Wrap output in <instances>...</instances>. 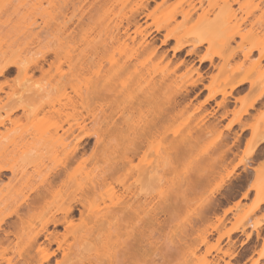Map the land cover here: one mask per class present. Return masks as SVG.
Returning a JSON list of instances; mask_svg holds the SVG:
<instances>
[{"label": "rangeland", "instance_id": "rangeland-1", "mask_svg": "<svg viewBox=\"0 0 264 264\" xmlns=\"http://www.w3.org/2000/svg\"><path fill=\"white\" fill-rule=\"evenodd\" d=\"M160 1L149 3L148 10H156L139 20L140 33L131 26L115 39L114 27H125L141 0H0V69L8 66L0 75V157L10 167L0 172V234L17 220L11 215L7 224L2 221L14 201L24 198L50 172L63 169L66 148L73 147L75 137L88 136L85 147L45 198L25 214L26 228H39L44 216L58 214L66 198L86 192L89 178L106 170L127 141L134 139L139 121L154 113L151 106L129 108V102L136 103L147 86L159 79L161 66L168 74V100L179 88L190 91L197 69L204 86L201 83L191 90L182 102L185 105L170 113L163 180L158 178L160 137L145 148L149 153L145 162L149 159L148 165L159 174L155 172L147 185L137 183L133 188L141 193L146 190L154 208L132 219L138 238L136 264H264V0L242 7L238 17L248 18L240 29L243 35L229 42L227 29L222 33L228 36L219 33L221 28L209 33L205 23L197 21L203 9L209 8L208 17H214L218 10H214V0H193L196 12L186 22L180 15L171 19V14L188 8L190 0H166L158 5ZM233 7L238 9L239 4ZM152 22L166 26L177 39L161 44L167 29L153 32L145 37L152 45L131 56L144 40L142 28ZM249 29L253 32L244 35ZM201 30L207 33L199 38L207 42L197 55L212 54L215 66L200 63L197 55L186 56L185 51L178 58L173 54L175 45L192 40L189 33ZM234 50L240 52L218 69L216 64L221 66ZM249 50L252 53L244 59L241 54ZM41 55L46 56L41 62L43 72L32 64ZM67 55L74 63V78L68 71ZM160 56H164L162 61ZM180 58L186 65L174 69ZM60 71L67 73L69 81L60 78ZM242 78L247 81L231 90ZM106 79L109 84L105 83L104 90L89 95L82 107L79 102L88 95V88L91 91L92 84ZM262 90L263 95L256 98ZM212 92L218 93L207 99ZM223 99L225 107L218 106ZM17 103L25 112L15 110ZM123 107L129 109L122 111ZM78 122L84 128L76 130L74 138L58 139L69 124ZM145 162L132 159L117 178L133 183ZM120 192L114 182L103 185L99 208ZM137 199L141 201L143 194ZM210 204L215 209L206 214ZM72 224L80 226L81 220L77 217ZM144 228L147 236L141 238ZM119 231L123 235V225Z\"/></svg>", "mask_w": 264, "mask_h": 264}, {"label": "bare ground", "instance_id": "bare-ground-1", "mask_svg": "<svg viewBox=\"0 0 264 264\" xmlns=\"http://www.w3.org/2000/svg\"><path fill=\"white\" fill-rule=\"evenodd\" d=\"M151 1L153 0H141L140 6L134 9L132 14L126 19V26L121 27L120 25H116L114 27L112 37L118 39L123 32L128 33L131 26L135 27V33H140L141 26L139 24V20L143 17H151L156 10L154 8L150 11L148 10V5ZM165 1L166 0H161L158 5L164 3ZM252 1L253 0H246L244 3H240V0H214V10L218 9L214 13V17H208V13L210 12L209 8L203 9L200 15L197 16V21L204 22L207 32L209 33H214V31L221 28V32L219 30V33L223 34L224 32L222 33V30L226 31L227 29L226 32H229V37H226L228 36L227 33L224 34H226L225 37L229 42V40H233L236 35H243V32H241L240 29L242 28L241 26L248 21V18L247 16L238 17V12L241 11L243 6L249 5V3L254 6ZM234 4H239V8H234ZM188 6L189 7L186 9L174 10L171 14V19L180 15L184 22L190 21L193 14L196 12V5L193 3V0H190L188 2ZM257 7L258 4L255 5L254 8ZM151 25H154L153 29H150ZM142 29L145 31L144 40L138 43L131 56L140 54L152 45V42L147 41L145 37L152 35L153 32L159 33L162 29H167V27H162L152 22V24L149 23ZM251 30L252 29H249L244 32V35H247V33L251 34V32H253ZM207 32L206 30H201L189 33L193 39L185 43L182 42L175 45V47H173L174 56H180L183 51L186 52V56L197 55L200 48L207 42L199 37L202 33ZM177 37V34H174V32L168 31L167 29L164 34V38L161 40V44H166L169 40L177 39ZM154 49L156 48L154 47ZM238 52L240 51L234 50L232 55L225 59L222 65L220 64L221 66L216 64V66L219 67L218 69L224 66V64L229 63V60L237 56ZM250 53H252V50L245 51L241 55L244 59H246ZM163 57L164 56H160V61H162ZM45 60L46 56L41 55L40 58L32 62V64L43 72V68L41 66L43 63L41 62H44ZM180 60H182V58H180ZM65 61L68 63L67 65L70 77L74 78L75 75L72 72L74 69V63L71 62V57L67 55ZM184 62V60L180 62L178 61L174 65V69L177 67L179 68ZM198 62H209V64L212 65L214 62L213 56L212 54L198 56ZM52 65L53 62L51 61L49 66ZM184 65H186V62ZM213 65L215 66V64ZM165 66H167V64H165ZM7 67L8 66H4L0 69V75L6 73ZM161 67V71H159L161 72L159 79L153 83L151 82V86H147V89L143 93L142 97L138 99L136 103L132 101L129 102V108H137L140 110L141 106L153 107L154 115L150 119L145 116L144 122L139 121L138 124L140 125L137 128L134 139L127 141V144L119 152L117 157L113 158L110 162V166L106 170L101 173H97L93 178H89L90 183L86 192L66 198L62 203V206L58 209V214L52 213L46 217L44 216L39 228L31 229L26 228L24 225L25 223L23 221V217L25 214H27L32 207L38 205L45 198L49 188H51L55 182L62 177V175L66 172L68 165L77 158L79 149L85 147V140L88 136L83 134L79 137H75L76 143H74L73 147L66 148L67 150L64 155L63 169L50 172L44 177L42 182L39 185L34 186L24 198L14 201L13 208L2 218L3 223H6V218L11 215H15L17 220L11 224L6 223L8 229L1 231L0 264H136L134 244L138 238L135 234L134 220L138 213L141 212L144 215H148L154 210V208L150 206L149 193L146 192V190L142 193L141 190H133L134 187H137V183H140L141 187L145 184L147 185L152 179L154 173L157 172L154 166L148 165L147 162L149 159L145 162V158L147 159V155L149 154L146 149L149 148L150 144L156 137H160V153L157 152L160 155H157H159V165L162 166L167 158L165 132L167 130L170 113L178 110L176 108L183 104L182 102L186 97H189L186 95L191 90L196 87L199 88L198 85L202 83L203 76L197 71V69H195L197 78L190 82V91L188 90L189 87H185L183 89L179 88L175 90L174 95L172 96L173 98L168 100L165 95L168 87V74L163 71L166 67ZM66 75L67 73L60 71V78L69 81V78H65ZM246 81V78L236 80L231 85L230 89L232 90L237 88L243 85ZM105 83L109 84V81L106 79L102 84H100V81H97L96 85L92 84L90 86L92 90L89 91L88 88V95L81 97L79 104L84 107L90 100L88 96L97 92L98 89L104 90V87L107 86ZM208 86H206L207 89L209 88ZM217 93L218 92H212L207 99H213ZM219 93L223 96L227 94L225 91H220ZM262 95L263 90L256 98H260ZM32 97L35 98L36 93H34ZM18 104L19 103L14 106L16 108L15 110L22 109L25 112V107ZM217 104L218 106L224 105L223 107H225L224 99ZM40 107L43 108V105H40ZM129 108L123 107L122 111ZM244 111H246V109ZM1 122L2 121H0V125L2 124ZM83 128L84 126L79 122L75 125L69 124L68 128L63 133L64 137L59 136L58 139L63 138L67 140L68 138L70 139V137L74 138L75 131H81ZM258 143H256V145ZM143 149H145V151ZM258 154L260 153L258 152ZM136 157H138L143 163L145 162V164H143L140 177L135 179L133 183L127 184L124 180L117 178L116 174L120 169H122V167H125L126 164L130 163L132 159ZM8 168L10 169V167H7L0 157V172L6 171ZM248 171L246 170V173H248ZM157 174L159 173L157 172ZM249 174H246V176ZM159 175V180H163V166ZM112 182L120 186L121 192L115 198H112L108 204L99 208L97 200L100 198V189L103 185H110ZM140 194H143V199L136 202L138 200L137 196ZM70 195L71 194L69 192L67 196ZM162 198L163 193L160 194V199ZM214 205L210 204L206 208L205 213L207 214L208 212H213L215 209L213 208L215 207ZM256 207H259V203ZM158 209H162L163 211L165 206H160ZM77 217L81 220L80 226H74L72 224L73 219ZM120 225H123V235L119 231ZM59 227H62L63 231H59ZM146 236L144 228V231L140 233V237L146 238Z\"/></svg>", "mask_w": 264, "mask_h": 264}]
</instances>
